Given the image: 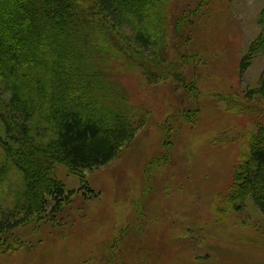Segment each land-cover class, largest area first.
<instances>
[{
	"label": "rangeland",
	"instance_id": "obj_1",
	"mask_svg": "<svg viewBox=\"0 0 264 264\" xmlns=\"http://www.w3.org/2000/svg\"><path fill=\"white\" fill-rule=\"evenodd\" d=\"M263 7L166 0L162 56L182 83L150 81L104 48L98 63L109 66V88L127 97L141 127L104 167L57 166L66 201L12 239L0 236V264H264V217L250 198L229 201L233 173L264 130V53L241 71ZM7 179L0 210L19 183L15 172Z\"/></svg>",
	"mask_w": 264,
	"mask_h": 264
},
{
	"label": "trees",
	"instance_id": "obj_2",
	"mask_svg": "<svg viewBox=\"0 0 264 264\" xmlns=\"http://www.w3.org/2000/svg\"><path fill=\"white\" fill-rule=\"evenodd\" d=\"M165 1L0 0V184L10 171L19 181L10 208L0 210L2 238L12 239L48 209L57 213L66 201L57 166L74 173L104 167L133 139L139 114L109 88V66L98 60L108 48L150 81L174 77L162 56ZM258 25L241 71L264 53V7ZM257 92L264 98V76ZM259 133L233 173L229 201L250 198L264 217V130Z\"/></svg>",
	"mask_w": 264,
	"mask_h": 264
}]
</instances>
